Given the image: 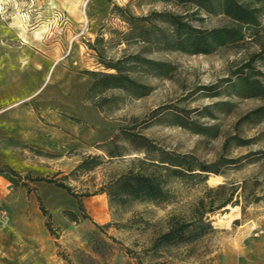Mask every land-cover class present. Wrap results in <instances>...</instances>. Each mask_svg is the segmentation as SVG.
Masks as SVG:
<instances>
[{
  "label": "rangeland",
  "instance_id": "374dc122",
  "mask_svg": "<svg viewBox=\"0 0 264 264\" xmlns=\"http://www.w3.org/2000/svg\"><path fill=\"white\" fill-rule=\"evenodd\" d=\"M252 5L258 23L242 40L190 54L154 42L168 15L202 29L229 26L230 17L177 0H0V169L19 175L0 172V264H264V117L242 119L264 95L247 96L239 79L264 84V3ZM115 62L146 94L112 88L86 99L87 73L114 72L105 65ZM90 107L106 124L88 122ZM55 111L90 132L126 127L149 151L121 133L111 143L115 132L105 140L65 132L49 120ZM175 155L193 170L161 166ZM87 156L98 165L75 171ZM129 167L156 169L168 198L111 204L100 188ZM198 213L212 230L158 241L172 219Z\"/></svg>",
  "mask_w": 264,
  "mask_h": 264
},
{
  "label": "trees",
  "instance_id": "16d2710c",
  "mask_svg": "<svg viewBox=\"0 0 264 264\" xmlns=\"http://www.w3.org/2000/svg\"><path fill=\"white\" fill-rule=\"evenodd\" d=\"M182 2H192L196 4L199 8L204 9L207 12L221 11L233 21V24L229 26L216 27L211 29H202L198 27H193L187 22L183 21L180 16L168 15L169 19L164 20L168 23L169 28L160 29L158 34L154 37V42L160 44L165 49L179 50L182 52L190 54H208L213 52L217 47L224 46L230 43L240 41L244 38V29L247 26H255L258 21L259 7L252 4L254 3H264V0H177ZM145 19H142V21ZM139 37L142 40H149L148 34H150V28L148 25L139 26ZM255 56V55H254ZM149 64H156L155 61L146 60ZM120 62L109 63L105 65L109 69H113L114 72L105 71H89L87 74L91 75L92 81L85 92V98L90 99L97 93H100L107 89L121 88L127 90L130 94L136 97H140L146 94L144 90L147 87L141 83H137L135 80L131 79L120 67ZM241 81V86L245 91L247 96H261L264 95V84H262L258 79L249 78L246 75L239 77ZM98 106L97 103H93ZM257 117H264V105H261L254 110L243 116L242 119H255ZM121 133L125 136H131V140H137L142 143V149L149 151L148 139L140 134L132 133L126 127H120L115 135L108 140V142L115 143L116 138ZM110 157L117 156L112 151L108 152ZM169 154V153H164ZM139 163L145 162L144 160H139ZM165 163L164 168L172 172L177 171V168H181L186 160V156H172L168 159H163L160 161ZM189 167L185 169L192 171L190 169V163H187ZM98 165L95 156L83 157L81 162L76 166L75 171H85L90 170ZM159 165V164H158ZM187 165V166H188ZM198 170L202 172H212L217 173V170L213 167L214 165H198ZM143 169H135L134 167H129L125 171L118 173L116 175L110 176L108 181L102 185L100 188L101 193H106L109 202L123 204L128 200L137 199H160L166 200L168 198L167 190L163 186L162 175L157 170L153 171H142ZM180 170V169H178ZM10 172L12 175H17L11 169H0V172ZM32 180H44V178H33ZM52 182L51 180H47ZM57 186L65 188L70 192V188L63 183H56ZM221 195V193H219ZM231 201V197H228L220 203H218L217 208L226 206ZM78 208L83 211V205L79 198H77ZM227 208H230L228 205ZM40 209L45 216H47L46 226L50 230V220L47 209L40 204ZM213 209H210L212 211ZM212 230L211 225L203 219V214L198 213L190 221H181L177 219H172V223L168 230L162 233L158 237V241L171 242V243H181L184 241H189L197 239L202 236L205 232ZM157 241V242H158Z\"/></svg>",
  "mask_w": 264,
  "mask_h": 264
},
{
  "label": "crops",
  "instance_id": "0c3cea01",
  "mask_svg": "<svg viewBox=\"0 0 264 264\" xmlns=\"http://www.w3.org/2000/svg\"><path fill=\"white\" fill-rule=\"evenodd\" d=\"M79 99H81V102H82V98H79ZM3 105H4V101H3V98L0 96V115L1 116L3 113ZM88 111L90 114L94 116L92 120L88 119L89 120L88 122H91V123L94 122L97 125L106 124L105 123L106 121H104L103 117L99 114L98 110H96L94 107L88 108ZM49 114H50L49 120H51V122H53L55 125L64 129L65 132H69L73 135L81 136V137H83L85 133L87 134L90 133L89 135L90 140H105V139L110 138L115 132V127H110V125H103L102 128L97 127L94 130V132H90L88 131V129L85 130V127L81 123L63 116L60 111H55Z\"/></svg>",
  "mask_w": 264,
  "mask_h": 264
}]
</instances>
